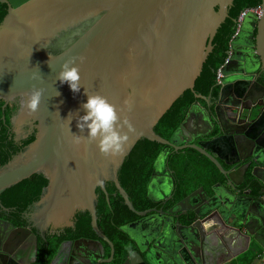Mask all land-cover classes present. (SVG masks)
Segmentation results:
<instances>
[{"label": "water", "instance_id": "water-1", "mask_svg": "<svg viewBox=\"0 0 264 264\" xmlns=\"http://www.w3.org/2000/svg\"><path fill=\"white\" fill-rule=\"evenodd\" d=\"M260 3L264 19V0H0V264H36V238L89 230L96 238L61 242L45 264H109L113 246L98 227L134 213L141 218L120 226L134 248L118 264H222L264 248V38L256 53L221 64L214 81L238 13ZM72 57L78 93L57 79ZM34 87L43 95L30 113ZM86 92L106 97L133 126L123 127V154L103 155L77 127ZM188 124L194 130L185 132ZM184 147L208 158L226 186H199L170 211H137L155 153L152 201L172 187L167 153ZM182 211L192 213L188 225L173 220Z\"/></svg>", "mask_w": 264, "mask_h": 264}, {"label": "flooded vegetation", "instance_id": "flooded-vegetation-1", "mask_svg": "<svg viewBox=\"0 0 264 264\" xmlns=\"http://www.w3.org/2000/svg\"><path fill=\"white\" fill-rule=\"evenodd\" d=\"M244 9H255V12L252 11V10L249 11L252 14H254V17L252 18L251 16H249L246 19H244L245 17L244 18L242 17L240 19V21H237V18L235 19L234 30H233L232 34L230 35V37L228 39V43H227V50H226L227 53H226L225 58H224V60H223V62L221 64H223L224 62H226L233 54H239L240 53V54H243V55H245V54L246 55H251L254 52L256 53L257 52V49H258V45L260 44V42L258 40L261 39V38H264V19H262V6H261V3L259 4V6H253V7H248V8H244ZM239 13H238V15H239ZM244 20H245V22H244ZM231 46L233 47V50L234 51L230 48ZM254 78L258 82H261L262 81V79H261L260 76L254 75ZM188 107H187V109H188ZM187 109H186V111H187ZM186 111H185V113H186ZM184 116H185V114H184ZM184 116H183V118H184ZM189 130H194V125L188 124V126L184 128V131L185 132H188ZM213 134H214V132H212L209 136H211ZM201 140H202V138L197 137V138H194L192 140V142L193 143H197V142H199ZM188 148L189 149H192L190 147H184V148L177 149V150H184V149H188ZM171 150L172 151H177V150H173V149H171ZM202 156H204V155H202ZM152 164H153V162H152ZM220 164L223 167V169H227L228 168V166L225 165L222 161H220ZM165 167H166V169L168 171V175H169V177L171 179V182H172L171 190L168 192V194L164 198H160V199H157V200H154V201L150 200L147 197L146 183H147V181L149 179V176H150V174L152 172V165H151V171H150L149 176H148V178H147V180H146V182L144 184L145 196L151 202V205L148 206V207H145L142 210H137L136 209L137 211H143V210H146V209H153L155 211L161 209L163 212L170 211V209L174 208L175 204L178 201H180L182 198H184L185 196H187L188 194H190L192 191H194L195 189H197L199 186H202L206 192L211 193L210 192V187L209 188H206V187H204L201 184V185L197 186L196 188H194L193 190H191L190 192H188L187 194H185L180 199H178L176 201H173L176 191L179 190V189H181V182L184 181V180H186V179H188V177L175 178V176H173L174 171L172 169L168 168V166L166 165V160H165ZM219 174L221 176V179L220 180H216L212 184H214L216 182H220V183H223L224 182L225 183V180H224L223 175L220 172H219ZM248 180L249 179H247V177H246V181L243 184H241L239 187H237V188L241 189V191L245 190L247 186L245 187L244 185H247L246 182H248ZM160 185L161 184L155 185V187L153 188L154 191H151L150 190L151 191V195H154L155 197H158L159 189L163 187V185H161V186ZM249 187H250V192L247 193V194L248 195H252V196L253 195L256 196L257 195L256 194V191L259 189V186H257V184L254 181H250ZM188 205H191V203H188ZM182 212H184V214H177V216L173 220H177L179 223H181L183 225H188L193 220L192 213L189 212V211H182ZM151 213H153V211H150V212L146 213L145 215H148V214H151ZM171 215H172L171 213H166L165 218L168 217V216H171ZM139 218H141V216L136 215L134 213V217L133 218H131L129 221H127V222H125V223H123L121 225H124V224L130 223V222L136 221ZM0 220H4V219H1L0 218ZM5 221H7V220H5ZM121 225L118 226L119 229H120V226ZM14 227H23V226H14ZM80 237H87V236L81 235V236L76 237V238H73V239H64V240H44V239H38V238H36V262L35 263L36 264H45V262L47 260H49L54 255L56 249L58 248V246H59V244L61 242H64V241H70L71 242V241H73V240H75L77 238H80ZM87 238H96V237L93 234V236H90V237H87ZM126 238H127L126 239V242H129V244L131 246V250H132L134 248V243L129 239V237L127 235H126ZM5 240H6L5 238L0 240V259L1 258H4V257L7 258V256L2 252V247L3 246L7 248V246L4 245L5 244ZM101 244L103 246L104 257L106 258V257H108V251H109V249H108L106 243H104L103 241H101ZM52 245H55V247H54V252L50 255L49 254V249H50V247ZM112 246H113V254H112V260H111V262L109 264H118V263H120L124 259L125 256H120L119 254H117L116 248H115V246H114L113 243H112Z\"/></svg>", "mask_w": 264, "mask_h": 264}, {"label": "clouds", "instance_id": "clouds-1", "mask_svg": "<svg viewBox=\"0 0 264 264\" xmlns=\"http://www.w3.org/2000/svg\"><path fill=\"white\" fill-rule=\"evenodd\" d=\"M76 57H72L63 64L58 73L57 79L61 84L67 83L73 93L80 92L81 75L79 66L76 64ZM83 62V57H79ZM87 100L82 104L84 114L79 115L77 119V127L81 133L85 129L87 132V140L89 142H97L100 152L105 156H116L123 154L124 145L128 141V135L123 131L124 125H127L129 131H134L133 126L126 119L123 124L116 106L108 101V99L100 94L89 95L87 92ZM43 90L33 88L26 94L24 107L30 112L35 113L39 109ZM128 105V101H125ZM71 114V113H70ZM69 114V116H70ZM68 116V118H69ZM71 120L69 121V123ZM76 142L81 139L79 135L74 134Z\"/></svg>", "mask_w": 264, "mask_h": 264}, {"label": "trees", "instance_id": "trees-1", "mask_svg": "<svg viewBox=\"0 0 264 264\" xmlns=\"http://www.w3.org/2000/svg\"><path fill=\"white\" fill-rule=\"evenodd\" d=\"M233 30L231 31V33L229 34V36L227 37V39L225 41L226 50H227L228 39H229L230 35L232 34ZM224 58H223V60H224ZM223 60L221 61V63L223 62ZM220 64L216 67V69L220 66ZM215 72H216V70H215ZM214 81L216 82V75L214 76ZM192 102L193 101L189 102L188 106ZM184 114H185V112H184ZM184 114H183V116H184ZM183 116H182L181 120L183 119ZM181 120L173 127V129L171 130V132L169 133L167 138L170 136L172 131L178 126V124L181 122ZM159 149H158V151H159ZM157 152L155 153L154 157L156 156ZM154 157L152 158L151 163H150L149 173L151 171V165H152V162L154 160ZM166 165L168 166V168H170L174 171L173 176H175V178L188 177V179L181 182V189L176 191L173 201L180 199L185 194H187L188 192H190L191 190H193L194 188H196L197 186H199L201 184L204 187L209 188L213 182L221 179V176H220L218 170L216 169V167L207 158H205L204 156H202L201 154H199L197 151H195L193 149L188 148V149L177 150V151L171 150L166 156ZM149 173L147 175V178L149 176ZM147 178H146V180H147ZM145 182H144V184H145ZM143 189H144V185H143ZM150 205H151V202L146 198L145 190H144V196H143L137 210H142L145 207H148ZM133 217H134V214L131 218H133ZM118 226L119 225L107 226V227H98V228L114 244L116 251H117V254H119L120 256H126L131 251V246H130L129 242H126V239H127L126 235L119 229ZM82 235L90 237V236H93V233L91 230H89ZM54 247H55V245H52L50 247V249H49L50 255L54 252ZM248 252L250 253V251H248ZM254 255L252 257H254ZM252 257L248 258L246 262L251 260Z\"/></svg>", "mask_w": 264, "mask_h": 264}, {"label": "crops", "instance_id": "crops-1", "mask_svg": "<svg viewBox=\"0 0 264 264\" xmlns=\"http://www.w3.org/2000/svg\"><path fill=\"white\" fill-rule=\"evenodd\" d=\"M222 184L225 185V183L223 182ZM226 186V185H225ZM264 248H261L259 246H255V249L253 252L250 251V253L248 251H243L242 253L238 254L237 256H235L234 258L230 259L228 262L222 263V264H256V254L261 251ZM255 254V255H254ZM245 255V256H244ZM254 255V257H252ZM252 257L251 260H249L248 262L247 259Z\"/></svg>", "mask_w": 264, "mask_h": 264}, {"label": "built area", "instance_id": "built-area-1", "mask_svg": "<svg viewBox=\"0 0 264 264\" xmlns=\"http://www.w3.org/2000/svg\"><path fill=\"white\" fill-rule=\"evenodd\" d=\"M251 10L255 12V9H244V10H242L237 17V21H240V19L245 15V13L248 11H251ZM215 75H216V82H217L218 76H220L219 69H216ZM255 258H256V264H264V249L259 251L256 254Z\"/></svg>", "mask_w": 264, "mask_h": 264}]
</instances>
